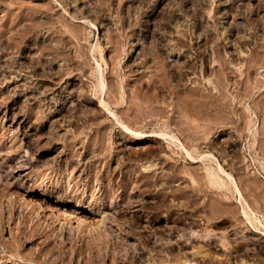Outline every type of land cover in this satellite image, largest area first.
<instances>
[{"label":"rangeland","instance_id":"rangeland-1","mask_svg":"<svg viewBox=\"0 0 264 264\" xmlns=\"http://www.w3.org/2000/svg\"><path fill=\"white\" fill-rule=\"evenodd\" d=\"M98 69L119 120L264 213V0H0V264H264L230 189L98 106Z\"/></svg>","mask_w":264,"mask_h":264},{"label":"bare ground","instance_id":"bare-ground-1","mask_svg":"<svg viewBox=\"0 0 264 264\" xmlns=\"http://www.w3.org/2000/svg\"><path fill=\"white\" fill-rule=\"evenodd\" d=\"M98 66H99V64H98ZM96 74H97V76H96L97 81H96L95 85H96V87L99 90V91L98 90L97 91L100 92V95L98 97V101H99L98 106H100V107L102 106L109 113H111L118 120V123L121 126V128L124 131H126V132H131L135 136L136 139H140L141 140V139H146V138H149V137H155V138H158L159 140H161L163 142L166 141L167 143H170V144L176 146V148H178V150L180 149L181 152H184L185 153V157L189 161H191L192 163H199L200 167H197L195 172H197L199 174H202V177L206 178L207 182L209 184H211L213 187H215V189H216V192H215L216 195L214 196V199L216 201L215 202V206L219 205V199H222L220 201L224 202V204H225V202L228 203L227 199H225L224 197L223 198H219V190L226 189V188L230 189L229 191H231V193H232L231 196H233L232 202H234V204L237 205L236 207H238L239 215L242 217V220H244L247 224H249L250 227L254 230V232H256L257 234H259L261 236H264V213L257 212L251 206L249 200L245 197V195L243 194V192H242V190H241V188L239 186V183L237 181V177L231 172V170L230 171L227 170L225 168L224 164L220 160H218V158L216 156H214L212 153L198 154L196 156L193 155V153L188 148L185 147V145L182 142V140L179 139V137H177L176 135H174V133H172V131H167L168 129L166 130V129H160L159 128L158 130L152 129L149 132H140V131H135L132 128H130L129 126H127L126 124H124L111 111V109L109 107V103L106 100L105 92H103V90L106 87V82H107L106 76L104 75L103 71L100 70V69H98ZM245 108H247L246 111L247 110L250 111V114L253 113L252 109L250 108V104H246ZM257 131H258L257 129L252 130L251 131L252 135L255 136V133ZM173 154H174V152H173ZM167 155H170V154H167ZM138 156H139V154H138ZM206 159H207V162H206ZM151 163L143 164L141 166L142 167L141 168L142 169L141 170L142 171V177H146V178L149 179L150 177H153V175L155 176V174L158 173L155 170V166L153 164H151ZM243 169H244V171L245 170H250L251 171V169L249 167V163H246V166L243 167ZM252 172L253 171H251V173ZM249 176H251V175H249ZM252 177H253L254 180L257 178L254 172H253ZM192 180H194V179H192ZM148 182H149V180H148ZM194 182H196V181H194ZM226 198H227V196H226ZM230 204H233V203L230 202ZM232 206H234V205H232ZM209 232L210 231H207V232L205 231L203 233V232L197 231L196 229L195 230H191V231L189 230V234H186V232H185V235H188V236H186V238L184 237V239L189 238L190 237L189 235H192V236H203V238L204 237L207 238L209 236V234H210ZM224 244H226V243H224ZM194 252H197V251L194 250ZM180 264H196V263H194V262L186 263L185 262V263H180Z\"/></svg>","mask_w":264,"mask_h":264}]
</instances>
